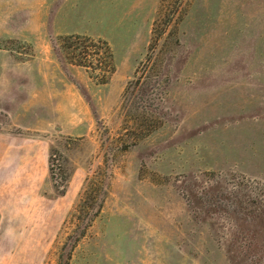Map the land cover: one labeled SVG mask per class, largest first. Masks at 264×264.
Masks as SVG:
<instances>
[{"label":"rangeland","instance_id":"obj_1","mask_svg":"<svg viewBox=\"0 0 264 264\" xmlns=\"http://www.w3.org/2000/svg\"><path fill=\"white\" fill-rule=\"evenodd\" d=\"M161 1L159 30L172 23L153 52L161 83L144 110L135 94L151 87L134 75ZM0 12L14 18L0 30L18 36L0 40V74L16 81L0 127L50 146L41 200L10 208L31 216V233L59 225L47 244L1 242L0 264H58L86 179L106 161V201L71 264H264V0H0ZM70 33L110 42L107 83L58 56L51 36ZM144 114L158 127L139 137Z\"/></svg>","mask_w":264,"mask_h":264},{"label":"trees","instance_id":"obj_2","mask_svg":"<svg viewBox=\"0 0 264 264\" xmlns=\"http://www.w3.org/2000/svg\"><path fill=\"white\" fill-rule=\"evenodd\" d=\"M163 6L164 3L161 1L158 16L155 18L152 25V37L146 57L140 62L134 75V77L137 78V82L143 81L142 83H145L147 87L150 85V90L148 87V92L150 93H147V91L143 89L140 95H138V92L135 94L136 91L134 87L133 91H130L134 84V79L129 81L125 90V96L131 93L135 94V97L138 99H141L143 103L142 109L144 110H151V106L153 105V95L151 94L158 93V86L161 83V71L159 72L157 66H155L153 62V52L160 37L165 34L172 23V19L167 20L165 27L159 30V26L162 22ZM177 12L178 9H175L173 14ZM177 19L174 20L173 26L176 24ZM51 43L59 57L61 50L67 51V58L69 61L72 64L85 67L89 71L91 78L95 79L99 84L107 83L117 70L112 45L104 38H95L87 34L70 33L51 36ZM157 122L158 121L154 118H150L147 114H144L142 121L139 123L141 127L136 129L137 136L145 137L149 135L158 127ZM111 175L109 163L106 161L102 168L87 177L80 201L75 207V213L73 214L77 223L61 247L58 264H71L70 261L75 247L86 235L89 227H91L92 223L103 209L109 192ZM237 186L238 184L233 185V187ZM213 205L217 208L232 209L235 212L238 211L240 206L234 199L225 200L219 198L216 199Z\"/></svg>","mask_w":264,"mask_h":264},{"label":"crops","instance_id":"obj_3","mask_svg":"<svg viewBox=\"0 0 264 264\" xmlns=\"http://www.w3.org/2000/svg\"><path fill=\"white\" fill-rule=\"evenodd\" d=\"M3 19L10 21L14 18L11 12H0V28L5 26L2 23ZM17 37L13 32L0 30V40ZM15 83L13 77L0 74V100H12L14 98L11 93ZM13 112L14 107L9 109L7 116L11 117ZM49 174L50 146L47 141L19 137L10 128L0 127V243L47 244L50 242V238L55 236L59 228L58 222L51 231L48 230L40 235L34 234L29 229L31 216L27 215L25 209L10 208L26 207L31 202L32 195H37L38 201H40L42 180L45 179L46 181ZM2 254L0 252V257ZM17 255L25 261L34 258L31 252L25 253L23 250Z\"/></svg>","mask_w":264,"mask_h":264}]
</instances>
